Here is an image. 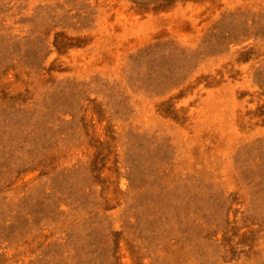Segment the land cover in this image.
Listing matches in <instances>:
<instances>
[{"label":"rangeland","instance_id":"obj_1","mask_svg":"<svg viewBox=\"0 0 264 264\" xmlns=\"http://www.w3.org/2000/svg\"><path fill=\"white\" fill-rule=\"evenodd\" d=\"M0 264H264V0H0Z\"/></svg>","mask_w":264,"mask_h":264}]
</instances>
